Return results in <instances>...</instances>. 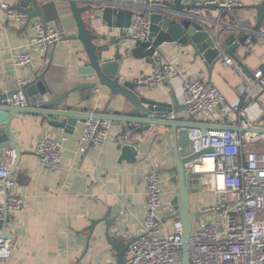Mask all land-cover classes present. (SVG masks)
Instances as JSON below:
<instances>
[{"label":"crops","instance_id":"0c3cea01","mask_svg":"<svg viewBox=\"0 0 264 264\" xmlns=\"http://www.w3.org/2000/svg\"><path fill=\"white\" fill-rule=\"evenodd\" d=\"M4 1L19 6V0ZM54 1L57 3L64 30H74L76 22L69 9V3L63 0ZM172 1L163 0V4ZM238 1L242 2L241 7L230 10L205 9L198 14L210 18L213 29L225 31L228 24L239 27L240 30L235 34L240 37L244 33V27L255 26L257 10L251 6L261 0ZM123 2L130 4L124 7V10L132 12L138 4L135 1ZM89 14L86 13V17ZM36 20L39 19H31L26 24L15 20L4 21L0 9V90L4 92L19 89L20 81H26L28 84L34 79V73L43 70L50 61L53 66L76 65L77 52L81 45L76 41L61 40L48 50L33 48V67L15 65V55L28 46L33 34L32 25ZM49 23L55 26L54 22ZM95 23L96 32L106 33V42L111 43V37L121 40L124 51L117 58H125L121 70L126 79L137 81L150 75L158 62L175 64L178 74L174 79L142 91L158 100H177L179 110L175 113L174 120L202 122L207 124L209 130L226 129L224 125L232 126L237 116L234 112L223 113L220 110L188 116L185 109L184 80L199 76L207 84L215 85L227 102L232 103L248 94L245 78L252 76L254 70L264 68V38L256 37L250 48H246L244 44L236 52L238 60L229 56L234 59L235 66L224 65V55H221L220 61L212 72H209L204 61L195 56L191 47L178 42L160 46L157 57L135 58L131 56L130 50L136 42L129 36V29L108 28L102 19ZM99 89L97 102L91 112H101L109 102L112 110H119L121 115H124V108L118 105L116 99L111 100L110 90L103 86ZM249 96L252 100L250 116L256 127L264 128V122L261 121L264 114V89L257 88L249 92ZM70 99L76 109L86 111V103L80 100L78 93H74ZM118 99L124 100L120 96ZM111 122L109 137L103 147L100 150L81 152L79 145L84 121L78 122L72 132L67 133L62 128L51 126L48 120L38 115L21 114L13 119L11 135L18 144L20 156L11 178L15 180L13 191L25 199V207L15 216H9L5 222L6 229L13 238V254L9 260L0 261V264H116V251L104 236L105 222L98 223L93 233L89 230L93 220L101 221L106 215L112 220L118 240L131 242L143 233L146 216V175L153 169H158L160 165L170 166L173 163L172 151L166 138L161 135L162 132L171 133V128L157 126L143 134H128V143L135 145L139 151L138 159L128 162L120 159L123 144L117 141V135L122 133L123 123ZM215 126L218 129H215ZM63 136H68V140L62 150V168L51 170L42 166L35 153L37 141L44 137L60 139ZM260 146L257 144L253 147ZM4 155L0 152V162ZM161 178L162 198L166 203L178 191V186L168 174L161 173ZM196 181L194 179L193 187L198 191L191 196V212L197 215L193 230L201 228L207 222H214L219 231L223 232L224 218L214 212H202L203 208L215 201V192L203 185L199 177ZM158 216L163 222V233L173 232L174 219H180L172 217L165 206L158 210ZM259 217L264 218V210L259 212Z\"/></svg>","mask_w":264,"mask_h":264},{"label":"built area","instance_id":"2783aa9c","mask_svg":"<svg viewBox=\"0 0 264 264\" xmlns=\"http://www.w3.org/2000/svg\"><path fill=\"white\" fill-rule=\"evenodd\" d=\"M214 3L229 10L243 5L238 0L203 2ZM121 4L123 7L130 5L123 1ZM139 5L134 8L129 28V36L135 42L150 39V14L154 10L174 12L163 5V0H146ZM0 9L4 21L15 20L24 24L30 21L29 15L18 5L2 0ZM32 30L28 46L15 55L16 66L33 67V48L48 50L62 37L61 31L49 22L36 20ZM244 30L248 33L244 44L250 48L256 37L264 38V20L259 29L244 27ZM222 62L224 65H236L228 55L223 56ZM177 74L175 64L158 62L150 75L137 81L141 89H153L163 81L174 79ZM26 84V81H20L19 88ZM245 84L248 94L228 103L215 85L207 84L199 76L183 82L188 116L210 110L234 112L237 119L232 126L238 128L208 130L206 134L199 128L189 130L194 153L212 149L187 165V171L199 177L202 184L216 194L213 204L203 208L202 212H214L225 222L223 232L214 222H207L192 231L189 238L190 264H264V218L259 217V212L264 210V133L253 130L256 126L250 116L252 100L249 96V92L257 88L264 89V68L254 70L252 76L245 78ZM99 90L95 88L94 92L99 93ZM13 104L22 108L27 106L21 90L14 96ZM168 119H176V114H169ZM111 125L112 122L106 119H85L79 150H100L109 137ZM128 139V134L117 135L120 144L127 143ZM67 140L68 136L60 139L40 138L35 146L40 164L51 170L61 169L62 150ZM257 144L261 146L253 147ZM15 158V151L10 149L0 162V261L9 260L13 254V238L8 231L3 232L5 222L9 216H15L25 207V199L13 191L15 180L11 178V167ZM146 188L144 231L129 245L125 264H184L182 221L175 218L173 232L162 231L163 222L158 210L165 203L161 173L157 168L146 175Z\"/></svg>","mask_w":264,"mask_h":264},{"label":"water","instance_id":"95a60500","mask_svg":"<svg viewBox=\"0 0 264 264\" xmlns=\"http://www.w3.org/2000/svg\"><path fill=\"white\" fill-rule=\"evenodd\" d=\"M69 3V9L76 22L74 30L65 31L60 18L57 3L53 0H19V6L29 15V19H39L43 22H54L62 33L61 41H76L81 45L77 52L76 65L53 66L50 61L41 71L34 73V79L21 89L10 91L0 90V152L15 151V161L12 172L20 156L16 140L11 135V123L21 114H33L48 120L51 126L72 132L73 127L87 118H100L121 122L122 133L135 135L146 133L157 126L171 128V133L162 132L169 149L172 151L173 163L168 166H158L160 173L168 174L172 182L178 186V191L164 204L172 217H180L183 224V263L190 264L189 238L193 231V223L197 215L191 212V196L198 190L193 187L197 176L187 171V165L199 155L211 152L207 149L194 153L189 130L199 128L206 134L209 128L202 122L168 119L171 113H178L177 100L165 101L152 98V95L142 91L138 81L126 79L121 70L125 58L118 59L124 51L119 38L111 37V43L106 42V33L96 32L95 22L102 19L108 28L129 29L133 12L124 10L121 1H135L143 4L146 0H63ZM136 4V5H138ZM173 9V13L154 10L150 14V39L136 42L130 50L131 56L139 59L157 57L159 47L165 43L178 42L189 46L196 57L204 61L209 72H212L221 55L233 56L238 60L236 52L244 46L248 33L244 30L242 36L235 32L239 27L228 24L225 31L213 29L210 18L198 14L205 9H223L218 3L203 4L187 0H173L164 3ZM257 10V22L253 27L259 29L264 20V0L251 6ZM185 11H190L189 14ZM86 13H90L86 17ZM94 28V30H93ZM228 31V32H227ZM127 58V57H126ZM211 83V81L209 82ZM103 86L110 90L112 99L124 108V115L119 110L114 111L105 104L101 112H91L97 102L98 93L95 88ZM21 90L27 100V106L22 108L13 104L14 96ZM78 93L80 100L86 103L84 110L76 109L70 99ZM123 97L121 101L118 97ZM185 109H188L186 104ZM264 122V114L261 118ZM141 125V126H139ZM226 129H238L235 126L224 125ZM218 129L217 126L214 127ZM264 133V128H253ZM137 147L125 143L121 149L120 159L134 162L138 159ZM197 182V181H196ZM105 222L104 236L116 251L117 263L125 264V254L131 242L118 240L112 220L107 215L100 220H93L89 230L94 232L96 225ZM3 232H7L6 226Z\"/></svg>","mask_w":264,"mask_h":264}]
</instances>
